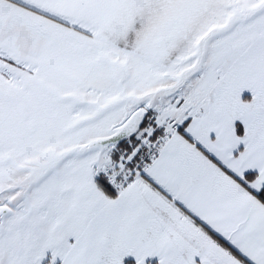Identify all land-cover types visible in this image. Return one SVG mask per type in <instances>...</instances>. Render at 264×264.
<instances>
[{"label":"snow or ice","instance_id":"obj_1","mask_svg":"<svg viewBox=\"0 0 264 264\" xmlns=\"http://www.w3.org/2000/svg\"><path fill=\"white\" fill-rule=\"evenodd\" d=\"M0 264H264V0H0Z\"/></svg>","mask_w":264,"mask_h":264}]
</instances>
